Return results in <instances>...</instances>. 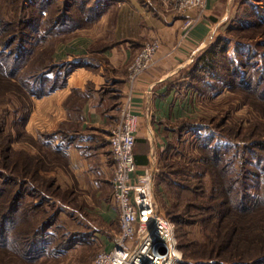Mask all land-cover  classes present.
Returning <instances> with one entry per match:
<instances>
[{
	"label": "rangeland",
	"instance_id": "obj_1",
	"mask_svg": "<svg viewBox=\"0 0 264 264\" xmlns=\"http://www.w3.org/2000/svg\"><path fill=\"white\" fill-rule=\"evenodd\" d=\"M95 1L0 0V62L14 67L18 74L26 73L29 79L33 76L34 78L29 81L31 87L39 86L37 82L39 75L54 66H61L62 63L74 59V57L61 58L57 54L59 47L69 42L75 32H70L66 28L54 30L56 20H60L63 13H68V16L73 14L72 18L74 15L83 16L80 6L93 4ZM107 2L109 0L104 2L102 0L100 3L102 11L106 9ZM236 2V13L232 19L224 23L218 36L226 51L218 56L213 77L188 79L187 87L193 86L192 90L197 94L196 108L194 107L193 112L185 117V122L175 123L174 134L163 151L154 174L155 200L165 212L168 208H172L174 203L178 202L182 205L187 199L190 205H196L189 207L187 213H182L179 220L181 226L187 231L191 230V236L197 239L203 237L199 219L206 214L201 207L212 203L203 200L211 188L203 184L205 180L202 176L199 177L202 171L199 167L203 156L201 149L204 144L214 137V141L221 148L222 164L227 160H236L235 163L241 161L238 149L235 151L233 147L237 142L247 143L250 152L246 157L255 159L259 155L264 157V0H236ZM6 11L19 15L21 20L4 16ZM75 20L78 19L74 18V22ZM20 53H23V56L18 60ZM56 70L58 69L54 72ZM242 79H246L247 84L240 83ZM19 89L0 95V116L5 113L7 118L4 136L13 138L12 149L18 150L25 148L30 142L29 138L21 133V119L30 97L27 94L21 98L18 93L21 94L24 90L20 86ZM6 109L8 112H5ZM8 137L5 139L1 137L3 146L8 145ZM12 151L0 152V189H9L11 194L20 187L18 174L16 173L18 177L16 181L13 176L11 161L15 152ZM17 154L16 157L19 156L22 161V153ZM5 155L9 158L4 161ZM4 162L8 163L7 167L3 165ZM234 166L231 164L230 169L234 170ZM248 167L256 170L254 166L248 165ZM96 190L82 189V192L70 193L72 191L70 189L68 190L70 196L58 194L50 199L52 202L44 203L46 214L39 210L38 217L32 220L34 223H38L37 220L41 217L59 215L53 219L54 224L50 229L38 238L39 247L34 253L36 255L40 251L38 254L40 253L41 258L38 264L94 263L96 255L103 250V243L96 234L109 232V226L101 224L99 210L85 208L86 195L84 197L80 195L86 194L85 192L93 193ZM252 191L255 193V190ZM106 192L109 196L110 189H106ZM37 201V194L34 198L27 195L19 200L16 220L8 223L10 235L17 242L22 240L25 234H31L34 228L30 223L31 219H25L22 213ZM28 217L33 216L28 213ZM14 221L13 231L11 227ZM112 226L117 229L120 223L115 221ZM3 238L0 229V242L6 240ZM17 242L14 245L15 251L9 250L11 259L15 258L10 264H17L19 251L16 249ZM179 253L181 260H184L180 250Z\"/></svg>",
	"mask_w": 264,
	"mask_h": 264
},
{
	"label": "crops",
	"instance_id": "obj_2",
	"mask_svg": "<svg viewBox=\"0 0 264 264\" xmlns=\"http://www.w3.org/2000/svg\"><path fill=\"white\" fill-rule=\"evenodd\" d=\"M105 4L93 25L75 28L72 39L59 47V57H74L78 63L54 88L32 98L24 129L34 140L44 138L45 148L33 142L25 146L33 154L40 151L45 159L47 168H41V174L54 177L60 188L73 193L97 189L80 197L86 195L85 208L99 210L101 224L109 226V232L96 235L103 249H110L120 226H112L119 215L112 195L115 161L109 137L121 119L123 104L129 97L132 111L139 116L138 173L152 170L155 174L175 123L197 105V94L187 87L188 72L232 19L237 2L207 0L203 18L186 37L181 28L185 14L175 0ZM153 41L160 46L149 67L132 80L131 65ZM49 146H54V153Z\"/></svg>",
	"mask_w": 264,
	"mask_h": 264
},
{
	"label": "trees",
	"instance_id": "obj_3",
	"mask_svg": "<svg viewBox=\"0 0 264 264\" xmlns=\"http://www.w3.org/2000/svg\"><path fill=\"white\" fill-rule=\"evenodd\" d=\"M100 3H102V0H96L93 4L81 5L80 8L82 9L83 16L77 17L74 15V18L78 19L75 20L76 22L72 18L73 14H71L72 16H68V13H63V17L60 20H56L54 30L66 28L70 32H73L77 27L93 24L103 12ZM4 16L21 20L19 15H14L10 11H6ZM24 20L26 19L24 18ZM48 32L51 33L53 31ZM224 48L225 46L220 43V38L214 40L195 59L188 72L189 78L192 77L194 79L204 76L207 79L213 77L218 56L226 51ZM22 56L23 53H20L18 60ZM76 63L78 62L73 60L70 62L66 61L61 66H54L51 70L38 76L37 82H39V86L31 87L29 81L31 78H34L33 76L29 79V75H25L26 73L18 74V71L14 67L0 62V95L14 89L15 91L20 90L19 86L24 90L21 94L17 92L21 98L23 95H29V104L21 119V133L24 137L29 138L30 142L36 144L39 149L42 146L44 148L46 146L43 143L44 138L41 139L39 137L38 140H34L24 129L32 98L33 96H40L49 89L54 88L56 84L65 78ZM55 69L58 70L54 72ZM52 73L54 75H51ZM245 80L242 79L239 82L244 84L247 82ZM262 83L261 81L260 84ZM5 112H8V110L6 109ZM185 121L186 118H183L178 120L177 123ZM6 125L7 118L4 113L0 116V139L1 137L3 139L8 137L7 135L4 136ZM12 140L14 139L8 137V145L6 146H3L0 141V152L6 153L11 150L15 152L11 161V167L15 181L19 177L20 187L13 194L10 193L9 189H0V229L4 236L3 239H6L0 242V253L2 254L0 256V264H10L15 259H11L9 250L15 251L14 245L17 241L10 235L8 223L14 219L16 220L15 214L19 211L20 198L27 195L34 198L36 194L38 197L37 203L31 204L22 213L25 219H31L30 223L34 228H32L31 234H25L22 240L17 242L18 248L16 247V249L19 251L16 262L17 264H38L41 258L40 253L38 254L40 251L34 255L39 247L38 243L40 241L38 238L50 229L54 224L53 219L59 214H54L52 217H41L40 220H37L38 223H34L32 220L34 217H38L39 210L46 214V210L43 208L45 202H52L50 199L56 197L58 194L69 195L73 193V190L60 188L56 184L54 177H48L45 173H40L41 168H47L45 159L42 157L40 151L33 154L25 148L19 150L12 149ZM214 140V137H212V140L210 142L207 141L202 147V164L199 165L202 170L199 177L202 176L205 180L203 184L205 186L209 185L211 188L210 192L205 194L206 197H203V200L212 202L201 207L206 213L199 219L203 233L202 239L192 237V231H187L181 226L179 220L180 216L182 217V213L188 212L189 207H196V205H190L189 199L182 205L178 202L174 203L172 208H168L166 211L168 217L174 223L177 246L184 258V260L177 261L176 264H264V157L262 155L257 156L256 159L246 157L250 152L247 149V143L237 142L233 147L235 151L238 149L241 161L235 163L236 160H227L222 164L221 148ZM48 148L52 149V153H54V146H49ZM16 153H22V161L19 156L16 157ZM7 156L5 155L4 161L6 158H9ZM231 164L235 165L234 170L230 169ZM3 165L7 167L8 163L4 162ZM248 165L254 166L256 170L251 169ZM186 190L194 191L192 189ZM252 190H255V193ZM28 213L33 217H28ZM14 226L15 221L11 227L13 231Z\"/></svg>",
	"mask_w": 264,
	"mask_h": 264
},
{
	"label": "built area",
	"instance_id": "obj_4",
	"mask_svg": "<svg viewBox=\"0 0 264 264\" xmlns=\"http://www.w3.org/2000/svg\"><path fill=\"white\" fill-rule=\"evenodd\" d=\"M185 14L182 37L203 18L207 0H175ZM197 10L195 15L190 11ZM160 46L153 41L145 46L131 65L134 80L149 67ZM139 116L130 106V98L121 108V119L109 141L114 158L113 200L118 208L120 229L112 247L99 252L93 264H176L181 260L174 223L155 200L154 171L138 173L134 147Z\"/></svg>",
	"mask_w": 264,
	"mask_h": 264
}]
</instances>
